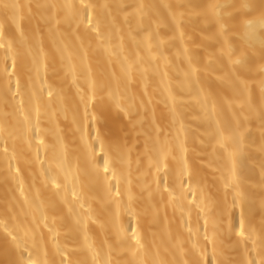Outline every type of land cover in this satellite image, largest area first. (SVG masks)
Returning a JSON list of instances; mask_svg holds the SVG:
<instances>
[{"label": "bare ground", "instance_id": "bare-ground-1", "mask_svg": "<svg viewBox=\"0 0 264 264\" xmlns=\"http://www.w3.org/2000/svg\"><path fill=\"white\" fill-rule=\"evenodd\" d=\"M264 0H0V264H264Z\"/></svg>", "mask_w": 264, "mask_h": 264}, {"label": "clouds", "instance_id": "clouds-1", "mask_svg": "<svg viewBox=\"0 0 264 264\" xmlns=\"http://www.w3.org/2000/svg\"><path fill=\"white\" fill-rule=\"evenodd\" d=\"M245 29L249 32V34L262 30L264 31V17L259 19H249L245 22Z\"/></svg>", "mask_w": 264, "mask_h": 264}]
</instances>
